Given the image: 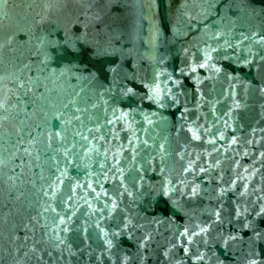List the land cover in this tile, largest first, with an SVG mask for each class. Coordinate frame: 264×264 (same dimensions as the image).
I'll return each mask as SVG.
<instances>
[{
	"label": "water",
	"instance_id": "95a60500",
	"mask_svg": "<svg viewBox=\"0 0 264 264\" xmlns=\"http://www.w3.org/2000/svg\"><path fill=\"white\" fill-rule=\"evenodd\" d=\"M0 264H264V0H0Z\"/></svg>",
	"mask_w": 264,
	"mask_h": 264
}]
</instances>
